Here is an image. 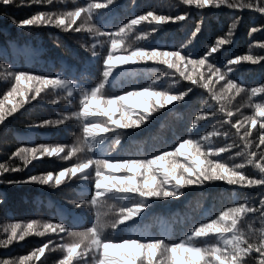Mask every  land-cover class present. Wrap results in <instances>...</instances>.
Segmentation results:
<instances>
[{
	"label": "trees",
	"instance_id": "obj_1",
	"mask_svg": "<svg viewBox=\"0 0 264 264\" xmlns=\"http://www.w3.org/2000/svg\"><path fill=\"white\" fill-rule=\"evenodd\" d=\"M88 2L107 4V0H51L50 6L47 3L37 5L32 0H23V3L22 0H13L7 6L0 3V64L6 63L18 70L30 69L33 75L61 72L64 78L72 79L76 85L72 96H68L66 91L46 88L39 97L25 104L17 113L10 116L3 126H0V163L24 169L0 172V200L3 201L0 203V239H6L4 231L6 225L13 222L26 224L30 219L37 220L40 224L47 221L64 223L74 231H79L83 227L90 226L96 212L99 220L105 225L104 235L111 238L113 243L137 237L142 241L162 238L169 244L179 243L190 236L201 223L206 224L212 219H217L220 212L233 207L236 202L258 204L259 196L264 192V189L259 187L241 188L222 181L201 186H186L180 197L150 200L138 216L121 224L118 230L112 229L113 224L119 219V214L123 212L127 216L128 212L125 210L133 207V198L129 193L135 187L132 167H115L116 164L124 162L116 158H150L149 154L157 149L174 148L181 137L195 139L210 131L219 133L210 137L211 143L218 147L228 142L236 144L242 142L235 134V130L223 123V117L219 114L215 119L199 121L195 129L191 127V121L202 112L216 111L214 102L207 100L208 94L201 89H193V92L179 104H170L154 113L140 127L118 128L115 132L110 131L106 135L101 132L89 133V136L95 138L94 141L85 142L82 125L75 117L66 120L62 126L34 127L33 125L42 120L55 121L63 119L62 114L79 112L80 92L85 85L94 86V82L100 78L102 60L93 57L88 51V46L93 44L94 40L87 27L89 23L87 14L78 17L74 25V27L85 25L80 32L65 31L54 26L18 27L17 24L20 20L40 11L58 15L72 10L74 6L86 5ZM148 10H154L157 15H178L187 10L189 17L177 23L158 25L153 33L154 22H142L127 34L123 47L134 49L138 46L148 48L158 46L159 50L170 51L184 44L185 52L196 55L202 54L211 47L217 38H222L228 43L223 44L209 60V63H214L217 67H221L228 59H234L236 56H264V48L259 46L264 42V30H259L264 26V15L247 9L236 10L234 13L231 9L221 7L205 9L202 12L194 7L188 8L180 3V0H114V3L108 7L96 10L93 13V21L98 27H102L103 31L115 32L122 23ZM236 17H239V21L229 34V26ZM198 21H202V30L190 40V33ZM253 27L258 30L249 35ZM142 32L148 33V36L140 39ZM97 51H104V54H107L106 48L101 49L99 45ZM116 54L126 55L127 52ZM166 67L154 61L117 65L105 85V92L122 95L126 91L139 90L153 81L158 74L161 78L155 81L158 87L156 90L175 89L188 83L179 78L175 70H172V76L162 75L159 70ZM188 71H194L198 76L206 69L198 66L195 70L189 67ZM230 76L242 83L245 89L256 87L264 83V62L253 64L251 61L242 60L237 63L236 69ZM177 79L179 83H174ZM213 79L216 84L215 91L219 94L226 81L216 80L215 77ZM11 82L0 79V99H3L4 92L10 89ZM225 91L229 109L234 114L236 109L240 110L234 115L233 123L235 119L253 115L255 104L264 103V93L251 95L246 91L237 94ZM53 100L56 101L55 104L52 103ZM12 102L15 103V99ZM142 102L141 97H130L125 108H131ZM4 103L11 107L7 100ZM104 107L93 103L89 105V110L84 115L99 114ZM134 111L142 112V109L136 108ZM113 115L115 116V113ZM133 119H135L134 115ZM118 133L119 142L115 143L114 138ZM78 137L81 140L80 150L67 161L61 159L67 155V151L51 158L45 156L31 160L27 167L20 159H9L17 147L35 148L42 144L52 147L57 143L67 147L75 143ZM93 143L96 147L95 156L91 155ZM233 151L235 150L222 153L221 161L227 162L230 166L232 163H240V158L229 159ZM36 155L39 157L38 152ZM209 158L216 159L215 156ZM180 161L183 162L184 158L180 157ZM77 162L93 165L88 183L99 182L94 211H90L88 207H76L81 199H91L90 185L79 179L63 181L59 186H56L54 181L47 185L38 181L5 183L9 180H24L28 176L39 177L48 171L55 173ZM245 172L250 176L258 175L257 170L252 166H247ZM238 223L240 230L249 240L255 241L259 232L250 230V226L254 230L264 227V217L258 212L249 213ZM40 231H43L42 227L34 228L23 240L14 241L7 247L0 246V259H16L19 264L20 257L28 258L34 248L52 240L53 244L46 249V256L41 257V261L42 264H58L63 252L56 248V244L60 243L61 236L64 237V242H68V237L63 233L57 235L50 232L40 236L37 234ZM212 244L222 247V241L215 235L201 237L198 240L194 238L196 247L204 248ZM169 257L170 253L161 254L158 251L153 260L158 261V264H170ZM81 260L86 261V264H94L90 254L81 257ZM41 261L32 260L31 264H41ZM25 264H29V260L26 259ZM247 264H255V260L248 259Z\"/></svg>",
	"mask_w": 264,
	"mask_h": 264
},
{
	"label": "snow or ice",
	"instance_id": "obj_2",
	"mask_svg": "<svg viewBox=\"0 0 264 264\" xmlns=\"http://www.w3.org/2000/svg\"><path fill=\"white\" fill-rule=\"evenodd\" d=\"M13 0H0V3L7 6ZM33 3L39 5L47 3L51 5V0H32ZM23 3V0H22ZM114 0H107L106 5L88 2L83 6H74L72 10L54 15L51 12L40 11L31 15L29 18L22 19L18 22V27L32 26H54L62 30H72L80 32L85 25L74 27L77 18L82 14H87L89 23L87 25L89 32L92 33L94 43L88 46V51L93 57L102 60L100 78L94 82V86L85 85L83 91L80 92V110L79 112H71L62 114L63 119L42 120L34 127H44L49 125L62 126L66 120L75 117L82 125V134L85 142L94 141L95 138L89 136L86 132V126L95 123L100 125L104 131V135L110 131L115 132L116 129H129L140 127L145 124L151 116L166 108L170 104H179L184 100L193 89L204 90L208 95L207 100L214 102L216 111H204L191 121V127L197 128L199 121L208 118L215 119L217 114L223 117V123L235 130L241 144L232 142L225 143L218 147L211 143L210 137L219 135V133L208 132L206 135L198 138H180L174 148L169 150L157 149L149 154L150 158H122L116 159L135 162V167L131 168L134 175L135 187L130 190L133 198V207L135 215L125 216L123 212L119 214V219L112 226L113 230H118L121 224L129 221L133 217L138 216L147 203L153 199H175L182 195L186 186H201L206 183L222 181L229 185L241 188L264 189V103L255 104V113L251 116H245L242 119L233 118L239 113V109L235 110V114L228 107L226 99V91L237 94L242 91L249 92L251 95L256 93H264V83L251 89H245L242 83L233 79L230 74L236 69V65L240 61H251L253 64L264 62V56H236L234 59H228L221 67H217L214 63H209L213 53H217L221 46L228 41L217 38L211 47L204 50L202 54L193 55L185 52V45L182 44L175 50H159L160 47L151 48L138 46L136 48H125L122 45L125 42L127 34L142 22H154L152 33L156 31V26L165 23H177L186 20L189 12L186 10L178 15H157L154 10L145 11L143 14L134 15L128 19L126 23H122L117 27L115 32H105L102 27H98L93 21V13L101 8H106L113 4ZM180 3L188 8H196L202 12L205 9H215L226 7L234 11L245 9L258 12L264 15V0H180ZM239 17H236L229 26V34L236 28ZM15 23V21H14ZM202 30V21L195 24L194 30L190 33V40L194 39ZM258 29L253 27L250 29L249 35ZM259 30H264L261 26ZM148 36V33H141L140 39ZM115 42V43H114ZM190 42V41H189ZM97 45L104 51H97ZM259 46L264 48V42ZM117 52H127L126 55H117ZM143 53V58L134 56V53ZM122 57V60L113 58ZM154 61L166 65L159 72L164 76H172V70L179 74V78L188 83L182 84L175 89L156 90L158 87L155 81L160 80L161 75H156L155 79L147 86L139 89L126 91L122 95H113L105 92V85L117 65H123L129 62ZM206 69L205 72L195 75L194 71H188L191 67L195 70L197 67ZM0 79L11 82L9 90L3 94L0 99V126L8 120L10 116L17 113L25 104L40 96L46 89L66 91L68 96L73 95V89L76 87L72 79L64 78L61 72L36 74L33 75L30 69H13L9 64H0ZM219 81H226L224 88L218 94L215 91L214 78ZM179 83V80H174ZM151 89V90H150ZM134 95H128V94ZM203 94V93H202ZM130 97H141L143 102L133 105L131 108H125ZM195 97V96H194ZM193 97V98H194ZM118 98V99H115ZM192 98V99H193ZM15 99V103H13ZM7 100L11 107H8L4 101ZM123 102V103H121ZM56 103L55 100L52 101ZM103 105V111L96 115H84L88 112L91 104ZM136 108H141L142 112H135ZM115 113V116L113 115ZM133 115L135 119H133ZM118 117V118H117ZM258 126V127H257ZM119 133L115 136L114 142H119ZM255 136V139L253 137ZM81 140L70 146L57 143L55 146L38 145L35 148L17 147L11 153L9 159L17 158L23 161L27 167L31 160L51 158L59 155L61 152L67 151V155L61 159L67 161L69 157L74 156L80 150ZM92 156H95V143L92 145ZM232 157L229 159L240 158V163H232L231 166L227 162L221 161V154L232 151ZM39 153L37 157L36 153ZM215 156L216 159L209 157ZM180 157L184 161H180ZM106 159H111L106 157ZM247 166L254 167L258 175H247L245 168ZM19 166L11 167L0 163V172L23 171ZM93 165H84L83 162L71 164L70 167H63L57 172L48 171L39 177L28 176L24 180H9L5 183H31L40 182L41 184H49L54 181L56 186L62 184L63 181H71L74 178L87 182L91 191L90 200L81 199L77 208L88 207L90 211H94V200L98 191V181L88 183L89 173L92 172ZM96 175H99L97 171ZM123 175V174H122ZM3 201L0 200V203ZM259 213L264 217V192L259 196L258 204H249L248 202H236L233 207L227 208L219 213L217 219L210 220L209 223H201L196 227L191 235L186 237L179 243H168L162 238H150L142 241L139 237L128 238L120 243H113L112 239L104 235L105 225L99 220L98 213L95 212V218L91 220L90 226L83 227L79 231H74L71 227H67L64 223H52L51 221L38 223L37 220L30 219L26 224L13 222L5 226L6 239H0V246L7 247L14 241H21L34 228H41L43 231L38 232L40 236L45 233L66 234L68 242H64L61 236L60 243L56 244V248L63 252L62 258L58 264H86L81 257L91 255L94 264H158L153 260L157 252L161 254L170 253V264H247L248 259H254L255 264H264V227L252 231H258L259 236L255 241H250L247 235L240 230L238 221L249 213ZM215 235L222 241V247L216 244L206 246L204 248L194 245V238L198 240L201 237ZM53 244L52 240L39 247H36L29 253V257H20L19 264H25L26 259L31 261H41V257L46 256V249ZM123 253V254H122ZM0 264H18L16 259H0ZM42 264V261H41Z\"/></svg>",
	"mask_w": 264,
	"mask_h": 264
},
{
	"label": "clouds",
	"instance_id": "obj_3",
	"mask_svg": "<svg viewBox=\"0 0 264 264\" xmlns=\"http://www.w3.org/2000/svg\"><path fill=\"white\" fill-rule=\"evenodd\" d=\"M134 56L143 58L144 54L138 52V53H134ZM113 59L119 61V60H122L123 58L122 57H116V58H113ZM128 95H134V94L130 93ZM115 99H118V98H115ZM104 130L105 129H103L100 125H96V124L86 126V132L87 133L102 132ZM128 166L135 167V162H132V161H124L123 164H116L115 165V167H128ZM125 211L128 212V215H135V211L134 210L127 209Z\"/></svg>",
	"mask_w": 264,
	"mask_h": 264
}]
</instances>
